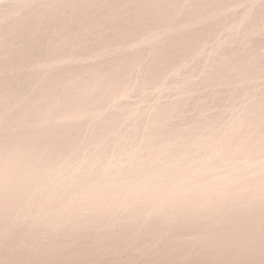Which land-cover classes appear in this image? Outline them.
<instances>
[{"label":"rangeland","instance_id":"374dc122","mask_svg":"<svg viewBox=\"0 0 264 264\" xmlns=\"http://www.w3.org/2000/svg\"><path fill=\"white\" fill-rule=\"evenodd\" d=\"M0 264H264V0H0Z\"/></svg>","mask_w":264,"mask_h":264}]
</instances>
